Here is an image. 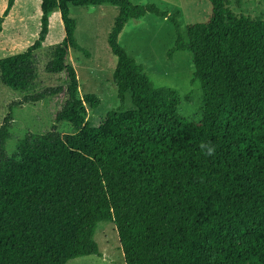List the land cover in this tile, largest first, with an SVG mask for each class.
Returning <instances> with one entry per match:
<instances>
[{
  "label": "trees",
  "instance_id": "obj_1",
  "mask_svg": "<svg viewBox=\"0 0 264 264\" xmlns=\"http://www.w3.org/2000/svg\"><path fill=\"white\" fill-rule=\"evenodd\" d=\"M16 0H8L0 33ZM212 14L185 32L170 16L176 41L169 51L191 54L203 94L195 123L178 115L174 90L155 87L142 65L119 45L130 20L168 18L131 0H42L39 38L25 52L0 59V77L17 93L38 78L36 53L59 10L63 42L53 48L47 74L66 86L26 95L20 105L65 95L54 130L26 137L6 153L13 117L0 128V264H67L98 256L96 231L115 225L125 264H264V21L232 13L230 0H208ZM111 4L119 13L108 43L117 58L114 82L122 105L99 127L87 118L95 95L80 96L71 50L76 41L70 6ZM133 110L125 111L127 93ZM14 106V105H12ZM209 149L211 151L209 152Z\"/></svg>",
  "mask_w": 264,
  "mask_h": 264
},
{
  "label": "rangeland",
  "instance_id": "obj_2",
  "mask_svg": "<svg viewBox=\"0 0 264 264\" xmlns=\"http://www.w3.org/2000/svg\"><path fill=\"white\" fill-rule=\"evenodd\" d=\"M135 5H153L168 18L148 14L142 19L130 20L119 37V45L138 64L142 65L152 84L157 88L174 90L180 101L178 115L198 123L203 116V94L194 80L193 58L188 52H178L168 58L174 47L176 31L169 20L176 15L182 32L190 25L206 23L212 14L208 0H131ZM231 11L237 17L250 21H264V0H230ZM8 0H0V17L7 9ZM3 10V12H2ZM119 10L111 4L102 6H70V16L76 21V41L90 53V58L81 51L71 50L69 61L74 66L80 96L95 95L101 104L97 109L87 105V118L91 126L99 127L112 110L122 103L114 82L117 58L108 43ZM41 1L17 0L10 18L2 24L0 33V59L25 52L39 38L41 31ZM65 28L59 10L50 15L49 33L42 48L36 53L38 78L34 89L28 94L17 93L3 84L0 77V128L10 114L13 117L6 153L13 157L19 143L32 135L46 134L54 128L62 135L73 132L68 122L56 121L57 114L65 103V95L48 97L35 104L20 105L26 95L40 93L49 88L66 86L64 74L51 75L45 71L52 59L53 48L63 42ZM14 105V106H12ZM132 94H126L125 111L133 110ZM96 242L101 257L92 255L71 260L67 264H125L116 227L112 223L99 224Z\"/></svg>",
  "mask_w": 264,
  "mask_h": 264
},
{
  "label": "crops",
  "instance_id": "obj_3",
  "mask_svg": "<svg viewBox=\"0 0 264 264\" xmlns=\"http://www.w3.org/2000/svg\"><path fill=\"white\" fill-rule=\"evenodd\" d=\"M41 1V4H42V0H40ZM16 2H17V0L15 1V4H14V6H13V8H12V10H11V12L9 13V15L5 18V20H4V23H3V25H5V22H7V20L10 18V16L12 15V13H13V11H14V9H15V6H16ZM2 12H3V10H2ZM3 14V13H2ZM3 29V28H2ZM3 31V30H2ZM2 33V32H1Z\"/></svg>",
  "mask_w": 264,
  "mask_h": 264
},
{
  "label": "clouds",
  "instance_id": "obj_4",
  "mask_svg": "<svg viewBox=\"0 0 264 264\" xmlns=\"http://www.w3.org/2000/svg\"><path fill=\"white\" fill-rule=\"evenodd\" d=\"M211 151V149H209V152Z\"/></svg>",
  "mask_w": 264,
  "mask_h": 264
}]
</instances>
